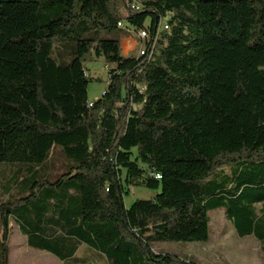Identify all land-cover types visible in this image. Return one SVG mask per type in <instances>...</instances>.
I'll use <instances>...</instances> for the list:
<instances>
[{
    "label": "trees",
    "instance_id": "1",
    "mask_svg": "<svg viewBox=\"0 0 264 264\" xmlns=\"http://www.w3.org/2000/svg\"><path fill=\"white\" fill-rule=\"evenodd\" d=\"M132 1L0 0V264L10 218L64 264H197L152 244L207 240L216 209L264 249V0ZM167 12L153 57L121 54L118 21L151 38ZM87 54L109 66L91 106ZM127 185L160 192L126 208Z\"/></svg>",
    "mask_w": 264,
    "mask_h": 264
},
{
    "label": "rangeland",
    "instance_id": "2",
    "mask_svg": "<svg viewBox=\"0 0 264 264\" xmlns=\"http://www.w3.org/2000/svg\"><path fill=\"white\" fill-rule=\"evenodd\" d=\"M149 23V20H147ZM121 39L124 36L123 31H118ZM68 49L56 46L52 51V56L57 62L68 60ZM135 47L129 55L136 54ZM83 67L89 72L90 82L87 86V99L92 102L99 98L107 87L108 68L102 57L96 58L91 54L85 56ZM48 164L49 171L53 175L59 174L63 170L65 160L59 154L55 155ZM144 167V166H143ZM17 166L10 164H0V201L6 199L3 194V185L12 176ZM237 168L236 163H230L218 170L217 174L210 178H217L223 174L231 176ZM124 172L122 173V178ZM126 194L123 197L125 207H129L136 199H152L158 189H150L143 186H126ZM256 212L259 213L261 203H256ZM209 215V235L205 241H170L153 243L152 247L158 252H167L175 254L181 258L195 261L197 264H260L264 259V249L259 240L252 235L239 237L232 224L224 214L222 209L211 210ZM1 235V229H0ZM8 246V264H64L55 255L28 246L25 237L19 232L18 227L13 220H9V234L7 238ZM84 247V246H82ZM82 247L80 249H82ZM88 255V264H107L104 258L97 256L95 252L82 250Z\"/></svg>",
    "mask_w": 264,
    "mask_h": 264
},
{
    "label": "built area",
    "instance_id": "3",
    "mask_svg": "<svg viewBox=\"0 0 264 264\" xmlns=\"http://www.w3.org/2000/svg\"><path fill=\"white\" fill-rule=\"evenodd\" d=\"M128 7L132 11H140L142 9L141 3L137 0L132 1ZM170 16L171 13L167 12L165 16L161 18L159 25L155 29V34L151 38L147 28H135L126 24L124 21H118L117 26L125 29L129 34L136 37L135 49L137 52L135 56H145L146 59H150L155 53L157 35H160V31L169 29L168 19ZM85 73L89 74L87 70ZM91 105L92 102H88V106ZM156 177L159 178V175L157 174Z\"/></svg>",
    "mask_w": 264,
    "mask_h": 264
},
{
    "label": "crops",
    "instance_id": "4",
    "mask_svg": "<svg viewBox=\"0 0 264 264\" xmlns=\"http://www.w3.org/2000/svg\"><path fill=\"white\" fill-rule=\"evenodd\" d=\"M135 43H136V37L135 36H133V35H131L129 33L124 35L122 37V39L120 40L121 54L124 55V56H129V53L131 51H133V48L135 47ZM17 227H18V225H17ZM18 230H19V228H18ZM19 232H20V230H19ZM23 236L25 237V235H23ZM25 242H26V237H25Z\"/></svg>",
    "mask_w": 264,
    "mask_h": 264
}]
</instances>
